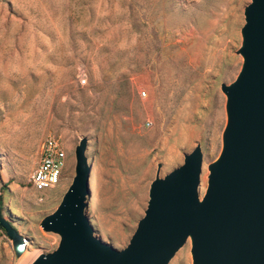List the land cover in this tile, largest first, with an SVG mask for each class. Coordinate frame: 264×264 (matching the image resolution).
<instances>
[{"label":"rangeland","instance_id":"rangeland-1","mask_svg":"<svg viewBox=\"0 0 264 264\" xmlns=\"http://www.w3.org/2000/svg\"><path fill=\"white\" fill-rule=\"evenodd\" d=\"M247 2L0 0V210L24 252L57 244L39 221L70 183L82 135L85 213L113 247L126 245L155 171L180 164L196 143L202 195L225 123L219 84L240 68ZM47 134L60 139L66 162L59 182L39 193L28 175ZM189 249L187 237L166 264H191ZM24 252L0 229V264H18Z\"/></svg>","mask_w":264,"mask_h":264},{"label":"water","instance_id":"water-1","mask_svg":"<svg viewBox=\"0 0 264 264\" xmlns=\"http://www.w3.org/2000/svg\"><path fill=\"white\" fill-rule=\"evenodd\" d=\"M243 20L236 49L240 68L230 82L219 84L225 123L202 195V151L196 143L180 164L162 176L155 171L143 214L126 245L115 248L93 234L85 213L89 163L82 135L73 148L70 183L39 221L58 235L57 244L28 264H166L187 237L191 264H264V0H249ZM0 229L18 254L25 239L1 210Z\"/></svg>","mask_w":264,"mask_h":264},{"label":"built area","instance_id":"built-area-1","mask_svg":"<svg viewBox=\"0 0 264 264\" xmlns=\"http://www.w3.org/2000/svg\"><path fill=\"white\" fill-rule=\"evenodd\" d=\"M65 158L66 152L60 139L53 134L45 135L39 145L37 161L28 175L30 186L43 193L57 184L65 166Z\"/></svg>","mask_w":264,"mask_h":264},{"label":"bare ground","instance_id":"bare-ground-1","mask_svg":"<svg viewBox=\"0 0 264 264\" xmlns=\"http://www.w3.org/2000/svg\"><path fill=\"white\" fill-rule=\"evenodd\" d=\"M95 208V207H94ZM25 248V246H24ZM22 249V252H24L25 249ZM36 255V251L32 252V253H26L24 252L23 255L20 258L18 264H28L32 259L33 257Z\"/></svg>","mask_w":264,"mask_h":264},{"label":"trees","instance_id":"trees-1","mask_svg":"<svg viewBox=\"0 0 264 264\" xmlns=\"http://www.w3.org/2000/svg\"><path fill=\"white\" fill-rule=\"evenodd\" d=\"M0 208H1V206H0ZM2 233H4V231H2Z\"/></svg>","mask_w":264,"mask_h":264}]
</instances>
